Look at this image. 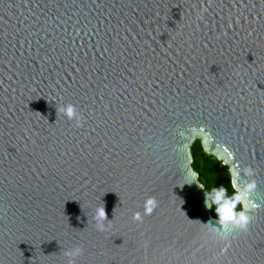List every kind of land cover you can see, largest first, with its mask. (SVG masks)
Returning a JSON list of instances; mask_svg holds the SVG:
<instances>
[{
    "label": "water",
    "instance_id": "obj_1",
    "mask_svg": "<svg viewBox=\"0 0 264 264\" xmlns=\"http://www.w3.org/2000/svg\"><path fill=\"white\" fill-rule=\"evenodd\" d=\"M194 138L255 182L246 232L192 182ZM75 246L74 264H264V0H0V264Z\"/></svg>",
    "mask_w": 264,
    "mask_h": 264
},
{
    "label": "clouds",
    "instance_id": "obj_2",
    "mask_svg": "<svg viewBox=\"0 0 264 264\" xmlns=\"http://www.w3.org/2000/svg\"><path fill=\"white\" fill-rule=\"evenodd\" d=\"M60 113L65 116L69 121H74L77 127L81 126L82 117L77 111L76 105L72 103H67L61 105L59 108ZM244 172L247 176H252L253 169L250 167L245 168ZM239 175V172H237ZM229 179L233 187V194L228 195V189L224 186L212 187L211 191L205 190L204 184L199 180V174L193 170L192 182H196L198 187L204 189L205 191V203L206 206L211 208L212 204H215V212L218 217V221L221 227L226 225H232L234 232H246L248 230V225L252 219L249 214L250 211L258 207L255 203H245L248 200V196L254 191L256 185L254 181H248L243 184V186H238L234 180L231 179V172L229 170ZM250 204V207L248 206ZM240 205V210L237 211V206ZM158 206V201L155 197H148L143 203V214L140 212L133 213V220L143 222L144 215H151L153 210ZM96 221L95 226L99 231H105L106 226L103 223L107 220L106 212L103 204H101L96 209L94 216ZM230 247V239H225L223 241V247L220 248V255L225 254L227 249ZM84 249L82 246H75L70 249H66L64 255L69 257V264H74V258L82 255Z\"/></svg>",
    "mask_w": 264,
    "mask_h": 264
},
{
    "label": "trees",
    "instance_id": "obj_3",
    "mask_svg": "<svg viewBox=\"0 0 264 264\" xmlns=\"http://www.w3.org/2000/svg\"><path fill=\"white\" fill-rule=\"evenodd\" d=\"M190 151L192 156L191 165L198 171L199 179L204 183L205 189L211 191L212 187L224 186L228 189V195L231 196L233 187L230 183L229 171H227L225 165L219 163L214 155L205 153L198 138H194L191 142ZM215 207L216 205L212 204L210 212L217 217Z\"/></svg>",
    "mask_w": 264,
    "mask_h": 264
},
{
    "label": "rangeland",
    "instance_id": "obj_4",
    "mask_svg": "<svg viewBox=\"0 0 264 264\" xmlns=\"http://www.w3.org/2000/svg\"><path fill=\"white\" fill-rule=\"evenodd\" d=\"M211 155H213V154H211ZM219 160V159H218ZM219 163H221V161L219 160ZM222 164V163H221ZM224 165V164H223ZM225 167H226V165H225ZM229 173V172H228Z\"/></svg>",
    "mask_w": 264,
    "mask_h": 264
}]
</instances>
